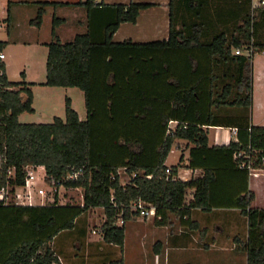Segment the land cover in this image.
I'll use <instances>...</instances> for the list:
<instances>
[{"label": "trees", "instance_id": "trees-1", "mask_svg": "<svg viewBox=\"0 0 264 264\" xmlns=\"http://www.w3.org/2000/svg\"><path fill=\"white\" fill-rule=\"evenodd\" d=\"M218 2L171 0L169 38L143 44L116 43L114 36L122 24L135 25L153 4H40L34 20L38 26L49 6H76L88 13L87 33L65 44L56 36L64 20L53 17L54 41L48 45L42 84L83 91L87 119L80 120L67 98L65 120L20 123L21 114L34 113V84L10 82L0 60V192L25 187L27 168L43 167L56 186L82 189L83 204L61 205L57 196L56 202L40 206L6 204L0 193V264H57L53 239L97 208L106 218L104 242L123 248L126 227L117 225L119 214L125 210L126 222L139 216L130 210L137 200L156 208L161 218L155 219L156 226H165L171 215L190 224L195 209L234 205L247 224L248 264H264V209L251 207L250 171L239 167L244 158H235L247 153L253 169L264 170V126L251 120L236 128L237 142L209 147V129L223 127L217 111L251 109L253 116V62L264 51V9L253 11L251 0L237 7L229 0ZM5 44L0 42V53ZM250 47L253 55L247 53ZM238 49L242 54L236 55ZM181 140L193 145L187 167L201 170L202 177L173 180L183 168V156L166 175L165 163ZM9 169L14 176L9 177ZM80 169L83 176L69 180ZM120 170L130 177L128 183L122 182ZM230 176L242 178L244 186L229 203Z\"/></svg>", "mask_w": 264, "mask_h": 264}, {"label": "crops", "instance_id": "crops-1", "mask_svg": "<svg viewBox=\"0 0 264 264\" xmlns=\"http://www.w3.org/2000/svg\"><path fill=\"white\" fill-rule=\"evenodd\" d=\"M82 1L83 0H5L3 7L8 11V22L11 21L10 13L13 15V11H11L12 5L19 9V19H22V16L24 17L23 21L25 23L18 27L19 30H22L24 36L19 34V39L29 40L27 39V36L31 37L33 34L36 39V41L33 42L48 48V45L54 41L52 28L50 31L51 39L46 34L44 36L41 35V31L48 16L51 18V21L53 20L54 16L64 20V23L56 28V36L62 44H65L72 42L77 35L87 33L88 13L84 8L76 6L57 8L49 6L46 7L43 22L38 26L34 23V20L37 17L40 4L45 2L76 4ZM0 3H2V0H0ZM32 3L34 4L32 7L36 6V13L33 11L30 12L29 10V7H31L29 5ZM96 3H104L107 5L148 3L154 5V7L144 10L140 13L135 25L127 23L122 24L114 36L116 43L131 40L134 43L143 44L153 41L167 40L169 38L171 0H96ZM29 24L31 28H27L26 25ZM129 25H131L132 28H126ZM78 27L80 29H77ZM67 30L69 31L66 33V38H68V41H65L62 38H64V33ZM118 37H121V39L118 40ZM24 74L25 75L23 79L26 81L23 82L27 84H34L31 87V90L34 94V113L31 114L35 115L40 111L41 117L45 120H48L43 123L28 124H50L47 123L49 120L53 122L54 118H61V115H58L60 114L59 112H63L66 116L65 103L67 98L71 100L72 107L78 113L80 120L84 121L83 116H85L87 119V109L83 91V94L79 95L77 92H75V88L43 86L42 84H44L46 81V74L45 81H42L44 79H37L33 70L29 66L25 70ZM40 87L43 88L45 92H49L51 99L55 96L58 99V103L54 105L52 101H49L43 110L36 107L35 91ZM81 101L83 104H81ZM216 114L221 117L220 121L223 127H211L209 129V147L227 146L231 141L237 142L238 135L237 133L233 132V129L239 128V126L246 127L251 124V109L247 111L243 108H226L217 111ZM25 115H27V113H23L19 117V121L22 124H27L23 123L22 121L23 119H27V116ZM175 126L176 123L171 124L172 128H175ZM212 131L220 132V135L213 139L214 143H212L210 137ZM176 145H178V147L185 145V147L182 149L181 155L184 157V161L181 164L183 168L179 171L181 180L190 181L192 179L202 177L203 172L201 170H193L187 167L189 164L190 150L193 148V145L183 140L177 141ZM169 156L165 165L169 168L175 167L174 165H170L168 163ZM258 172L260 174L256 176L250 173L247 186L248 190L255 195V200L252 202L251 207L264 209V182H262V179L264 178V170H259L257 173ZM186 176H188V178H185ZM229 179L231 181V185L234 184L235 187L229 190L226 195L230 203V201L233 202L235 199L234 196L238 192L237 189L243 188L244 180L239 176H230ZM257 189L261 190L260 197H258L256 193ZM16 191L20 195H26V191L22 188L16 189ZM29 193L31 198L28 199V202L30 201L31 203H27L25 205L40 206L42 200L39 199L37 192L32 190L29 191ZM189 199H191V196ZM217 215H221L222 217H218ZM80 218L77 219L75 228L77 227ZM140 218L142 217H134L131 221L137 222L133 223L132 225L135 224L138 227V221ZM173 218H178V216L171 215L170 220ZM142 219L146 220L144 222L147 223V221L151 218ZM190 219V224H182L179 219L181 224L179 227H176V229L173 228L174 226L170 220L165 226H157L154 229L147 228L146 224H144V226L141 225L140 246L143 264H248L247 252L244 249V245L247 241L248 229L246 222H244L245 218L243 217L240 209L236 208L234 205L218 208L216 207L211 211L195 209L192 211ZM129 222H127V225ZM75 228L73 230L61 232L53 239L50 244L51 249L58 257L57 264H110L121 260L122 254L126 252V233L125 243L122 249L116 245L107 244L101 237L95 240L89 239L85 226H81L79 228V237L77 238V240L81 242V245L79 244V246H76L75 242L77 240L74 241L72 239V233ZM148 231H155L159 233V236L161 237L159 238L160 240H158L153 245H149V243H147L149 236H146ZM94 235H97V233ZM120 248L123 251H121ZM123 264L125 263L123 262Z\"/></svg>", "mask_w": 264, "mask_h": 264}, {"label": "rangeland", "instance_id": "rangeland-1", "mask_svg": "<svg viewBox=\"0 0 264 264\" xmlns=\"http://www.w3.org/2000/svg\"><path fill=\"white\" fill-rule=\"evenodd\" d=\"M69 1H75V0H69ZM210 1L214 2L213 4L219 3L218 2L219 0H210ZM229 1L231 2L232 6H236V7L241 2H244V1L247 2V0H229ZM4 3H5V0H2V3H0L1 4L0 6V42L6 43L2 51L6 56V59L3 61V63L5 64V67H6V74H7L8 80L12 83H20V82L26 81L25 79H23L21 74L24 73L27 67L29 66L33 70L37 79L38 78L44 79L42 81H45L48 48H45L44 46L38 45L36 44V42H33V41H36L33 34L31 35V37L27 36V39L29 40H21L18 38L19 34L24 36V33L22 32V30L18 29L20 25L25 23L23 21L24 17L22 16V19H19V16H18L19 9L15 7L14 5H12L11 11H13V15L10 13L11 21L8 22L7 20L8 11L4 9L3 7ZM29 6H31L29 7L30 12L36 11V6L32 7L34 6L33 3L30 4ZM26 26L27 28H31L30 24ZM51 28H52V21H51V18L48 16L43 26V29L41 31V35L44 36L46 34L51 39V33H50ZM126 28H132V27L131 25H129ZM77 29H80V28L78 27ZM68 32L69 31L67 30L64 33L65 35L64 38H62L65 41H68V38H66L67 36L66 33ZM117 39L119 40L121 39V37H118ZM115 41L116 40H114V42ZM253 64H254L253 68H254L256 80H255V94H254L255 102H254V107L252 111L253 116L251 115V120H253V122L256 125L264 126V54L263 53L258 54L255 57ZM75 92H77L79 95L83 94L82 91L78 88H75ZM33 100H34V94H33ZM49 101H52L54 105L58 103V99L55 96L51 99L49 92L48 91L45 92L43 88L40 87L38 90L35 91L36 107L43 110V108L45 109ZM81 104H83L82 101H81ZM76 105H77V100H76ZM59 113L60 114L58 115L59 116L61 115L60 117L63 120H65V117H66L65 114L63 112H59ZM25 116H27L26 117L27 119L26 120L23 119L22 121L23 123H27V124L28 123H43V122L48 121L41 117L40 111L37 112L35 115H32L31 113H27V115ZM83 120L84 121L86 120L85 116H83ZM47 123H52V121L49 120V122ZM219 135H220L219 131L211 132L210 137H211L212 143H214L213 139ZM184 147L185 145H181L178 147V145L176 144L173 146L170 156H169V160H168V163L170 165L177 166L179 164V160L182 155V149ZM35 171H36L35 175L37 176V184H38L35 187V190L37 192L38 189H44L47 195L44 198L39 196V199L42 200V202H44L45 204L51 203L53 200L51 191H52V188L54 189V187H51V189L49 188L50 186H53V185H51L50 180L47 178L44 168L36 167ZM258 174L260 173L258 172ZM120 176H121V180L123 183H126L129 181V177L123 171L121 172ZM185 178H188V176H186ZM262 180H263L262 182H264V178ZM56 188L58 189L57 197H58L59 204L61 205H66V204L82 205L83 204L84 191L82 189H76V190L66 189L65 187H61V188L56 187ZM256 191H257L256 193L258 197H260L261 190L257 189ZM190 196H191V193L187 197L188 200H190L189 199ZM16 201H17L16 198L9 199V203H16ZM217 216L222 217L221 215H217ZM145 219H148V218H145ZM105 220L106 218H105L103 209L97 208V209L90 210L88 213L82 215L81 218L79 219L77 227L72 233L73 235L72 239L74 241L77 240V238L79 237V228L81 226H85V229L87 230V236L89 239L95 240L99 237L103 238L101 231H102L103 224L105 223ZM131 220L129 221L132 223L127 221L129 222V224L127 225V222H126V225H125L127 229V231L125 232L126 233V252L122 254L121 260H119L118 262L110 263V264H119L121 261H123L125 264H143V261L141 258L142 252H141V246H140V242H141L140 226L141 225L144 226V224H146L147 228L154 229L155 227H157L154 223L155 218L149 219L147 223L144 222L146 220H143L142 218H140V220L138 221L139 222L138 227L135 224H134L135 226L132 225L133 223H136L137 221H131ZM170 222L173 224L174 226L173 228L175 229L176 227H179L181 224L178 218H175V219L173 218L170 220ZM244 222H246V220ZM117 225L120 226L119 222H117ZM94 232H96L97 235H94ZM146 236H149L147 239V243H149V245L150 244L153 245L158 240H160L159 238H161L159 236V233L155 231L153 232L148 231ZM136 242H137V245H136ZM75 243H76L75 244L76 246H79V244L81 245V242L79 240H77ZM122 249L120 248L121 251H123Z\"/></svg>", "mask_w": 264, "mask_h": 264}, {"label": "built area", "instance_id": "built-area-1", "mask_svg": "<svg viewBox=\"0 0 264 264\" xmlns=\"http://www.w3.org/2000/svg\"><path fill=\"white\" fill-rule=\"evenodd\" d=\"M251 4H252V10L253 11L264 9V0H251ZM253 52H254L253 47H250L248 49L247 53H248V55H253ZM261 53L264 54V51H262ZM240 54H242V50H240V49L236 50V55H240ZM4 59H5V55H4L3 52H1L0 53V60L3 61ZM233 132L237 133V129L236 128L233 129ZM235 158L237 160H240V159L244 158V161H240L239 167L241 169L249 170L250 173L254 174L255 176L258 175V173H256L257 171L254 170L252 165H251V156L250 155H248L247 153H238V154H236ZM1 167H2V158L0 156V168ZM35 168L36 167H32V166H29L27 168L26 184H25V187H22V189H24L26 191V195L25 196L18 194L16 190H15L14 193H11L9 187L3 188L1 190L0 193L5 195V197H6V204L9 203V199L10 198H16L17 201H16L15 204H17V205H25L27 203H31L30 201L28 202V199L31 198L29 191H32V190L34 191L35 187L38 185L37 184V176L35 175V173H36ZM122 171L125 173L124 170H120L119 171L120 175H121ZM83 173L84 172H83L82 169L77 170V171L73 170V172L69 176V180L77 181L83 176ZM8 175H9V177L14 176V170L13 169H9ZM166 175H168V176L171 175V169L170 168H168L166 170ZM135 176L136 175H134L133 177H135ZM147 178L151 179L152 177L148 176ZM177 179L181 180L180 176H177V177L173 178V180H177ZM129 180H130V177H129ZM50 182H51V185H53V186H50L49 188L51 189V187H54V189L52 188V191H51L52 196H53V200H52L51 203H54V202H56V196H57V193H58V189L56 187H58V186H56V183H55L54 180H50ZM128 182H126V183H128ZM126 183H124V184H126ZM61 187H63V186H60L58 188H61ZM37 194H38V196H40L42 198L47 196L44 189H38L37 190ZM191 199H192V195H191ZM41 205H45V203L42 202ZM130 210L138 212L139 213V217H142V218H155V219L157 218V219H161V218L157 217L156 208L152 204L146 203V202H144L142 200H137V201L133 202L132 205L130 206ZM124 213H125V210H121L120 214H119L118 222H119L120 226H125L126 225V220L124 218V215H125ZM94 234H96V232H94Z\"/></svg>", "mask_w": 264, "mask_h": 264}]
</instances>
